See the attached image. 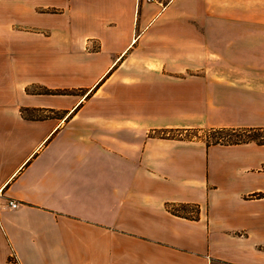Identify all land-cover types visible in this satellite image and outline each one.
<instances>
[{
  "label": "crops",
  "instance_id": "1",
  "mask_svg": "<svg viewBox=\"0 0 264 264\" xmlns=\"http://www.w3.org/2000/svg\"><path fill=\"white\" fill-rule=\"evenodd\" d=\"M212 127L264 128V0H0V264H264V145Z\"/></svg>",
  "mask_w": 264,
  "mask_h": 264
},
{
  "label": "trees",
  "instance_id": "2",
  "mask_svg": "<svg viewBox=\"0 0 264 264\" xmlns=\"http://www.w3.org/2000/svg\"><path fill=\"white\" fill-rule=\"evenodd\" d=\"M45 93H65L69 94L72 93L70 90L64 91H54L49 89L41 90ZM194 131L205 132L202 137H199V134L193 133ZM194 134H192V133ZM163 136H167L166 131L159 132ZM188 133V136H183L184 138L192 139L194 137H199L200 140H205L208 146L210 145H234V144H242L248 142H256L257 144L264 145V128L260 127H252V128H226V127H219V128H202V129H187L185 131H179V136L181 137L182 134ZM174 136H176L174 134ZM168 207L174 212H183L188 217V212L197 213L199 211V207L196 204H179V205H168ZM195 216V215H194Z\"/></svg>",
  "mask_w": 264,
  "mask_h": 264
},
{
  "label": "rangeland",
  "instance_id": "3",
  "mask_svg": "<svg viewBox=\"0 0 264 264\" xmlns=\"http://www.w3.org/2000/svg\"><path fill=\"white\" fill-rule=\"evenodd\" d=\"M24 0H20V2H23ZM26 6V5H25ZM26 16H27V12H26V10H24V11H21L20 12V14H19V17H20V20H24L25 21V19H26ZM36 20H35V23H37V19H40V18H38V17H36L35 18ZM24 21L22 22V23H24ZM39 22L40 23H54L55 25H56V27L57 28H59V24H58V20L56 19V18H50V17H46V18H42V19H40L39 20ZM21 23V21H20V24H22ZM20 28H23V27H20ZM45 28V30H48L49 28H46V27H44ZM43 27H35L34 29H36V31L37 30H40V29H44ZM62 28V27H61ZM50 30V29H49ZM90 50L91 49H93V50H95V49H100V46L99 45H96V43H95V41H93V43H90ZM33 90H37V91H40L39 89H36V87H34L33 88ZM192 133V132H191ZM193 133H197V134H199V137H202L203 135H204V133L205 132H203V131H200V132H196V131H194ZM192 133V134H193ZM184 135H187L188 136V133H184ZM194 135V134H193ZM199 137H194V138H192V139H194V140H200V138ZM203 141H205L204 139H203ZM14 263H16V264H19L18 263V261H17V259H16V257L15 256H12V258H11V264H14Z\"/></svg>",
  "mask_w": 264,
  "mask_h": 264
},
{
  "label": "built area",
  "instance_id": "4",
  "mask_svg": "<svg viewBox=\"0 0 264 264\" xmlns=\"http://www.w3.org/2000/svg\"><path fill=\"white\" fill-rule=\"evenodd\" d=\"M9 206H10L11 208H17V207L19 206V202L16 201V200H10V201H9ZM14 264H16V263H14Z\"/></svg>",
  "mask_w": 264,
  "mask_h": 264
}]
</instances>
